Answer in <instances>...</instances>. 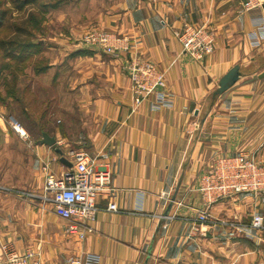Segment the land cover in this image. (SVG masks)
Instances as JSON below:
<instances>
[{"label":"crops","instance_id":"obj_1","mask_svg":"<svg viewBox=\"0 0 264 264\" xmlns=\"http://www.w3.org/2000/svg\"><path fill=\"white\" fill-rule=\"evenodd\" d=\"M101 1L99 13L63 39L65 56L41 70L54 71L52 102L63 101L68 116L51 124L41 113L40 136L0 137V244L33 248L45 264L74 256L83 264H264V230L234 233L228 224H249L264 209V194L220 200L211 208L214 223L197 230L201 199L192 189L221 154L247 150L264 161V6L248 10L242 0ZM185 23L212 30V53L197 59L183 51L176 32ZM93 25L127 36L165 69L172 104L154 106L152 97L136 106L124 67L128 52L109 54L79 39ZM235 64L240 79L214 97ZM43 133L60 141L68 159L74 143L98 156L110 173L90 221L93 230L84 238L69 233V221L40 197L45 163L59 175L69 170L58 142L44 143ZM110 199L119 211L106 209Z\"/></svg>","mask_w":264,"mask_h":264},{"label":"built area","instance_id":"obj_2","mask_svg":"<svg viewBox=\"0 0 264 264\" xmlns=\"http://www.w3.org/2000/svg\"><path fill=\"white\" fill-rule=\"evenodd\" d=\"M242 2L248 10L264 6V0ZM176 35L183 51L190 53L194 58L202 59L215 49L214 34L204 25L185 23ZM82 41L88 46L113 55H120L122 51L128 52L124 67L131 80L136 106L152 97H155L152 103L154 106L172 104L167 90V71L134 49L127 36L121 37L115 32L93 29L84 34ZM16 129L22 136H27V132L19 130V126H16ZM68 154L74 165L61 175L52 171L49 163L44 164L46 177L40 197L44 202L53 203L56 213L69 221V233L84 238L93 230L90 221L95 218L99 208V196L109 189L110 173L100 163L98 156L84 148H70ZM197 181V185L192 186V189L199 193L201 206L197 208L194 228L204 230L215 221L211 213L213 204L239 194H251L255 198L263 196L264 161L247 150L236 154H221L206 164ZM25 194L36 195L34 192ZM106 209L116 212L119 211V206L114 199H110ZM236 222L228 224L239 229L241 233L253 235L252 230H264V209H257L247 225ZM91 259L95 261L97 258L90 256ZM0 264L45 263L35 249L29 247L20 250L11 242H5L0 244ZM62 264H83V258L74 256Z\"/></svg>","mask_w":264,"mask_h":264},{"label":"rangeland","instance_id":"obj_3","mask_svg":"<svg viewBox=\"0 0 264 264\" xmlns=\"http://www.w3.org/2000/svg\"><path fill=\"white\" fill-rule=\"evenodd\" d=\"M78 1L35 0L27 3L25 0H0L1 138L22 136L16 126L23 127L27 136H40L45 125L43 121L38 122L41 113L48 115L51 124H60L59 119L65 120L68 116L63 112V101L52 102L57 89L55 82V86L50 84L54 71L49 69L42 73L41 70L65 56L63 39L72 35L73 27L84 25L89 17L96 16L103 5L101 0ZM93 29L105 30L93 25L84 34ZM53 107L56 112L51 115ZM62 129L66 131L64 126ZM73 145L75 149L82 148ZM60 146L58 141L57 147ZM231 229L234 233H241L239 229Z\"/></svg>","mask_w":264,"mask_h":264},{"label":"water","instance_id":"obj_4","mask_svg":"<svg viewBox=\"0 0 264 264\" xmlns=\"http://www.w3.org/2000/svg\"><path fill=\"white\" fill-rule=\"evenodd\" d=\"M242 75V72L240 70V64H235L226 74H224L222 76V78L219 81V86L218 88L215 90L214 92V97H216L217 95H220L222 93H224L226 90H228L231 86H233L236 81H238L240 79ZM44 143L49 144V145H55L58 141L57 138L55 136H52L48 133H43V140ZM56 151L60 154V161L63 162L64 164H66L69 168H72L74 163L72 160L68 159L65 154H64V150L61 147H57ZM179 190V186L176 188L171 201L163 215V217L168 216L169 211L172 208V205L174 203V201L176 200L177 197V193Z\"/></svg>","mask_w":264,"mask_h":264},{"label":"bare ground","instance_id":"obj_5","mask_svg":"<svg viewBox=\"0 0 264 264\" xmlns=\"http://www.w3.org/2000/svg\"><path fill=\"white\" fill-rule=\"evenodd\" d=\"M19 130H21V131H25V129L23 128V127H19Z\"/></svg>","mask_w":264,"mask_h":264},{"label":"trees","instance_id":"obj_6","mask_svg":"<svg viewBox=\"0 0 264 264\" xmlns=\"http://www.w3.org/2000/svg\"><path fill=\"white\" fill-rule=\"evenodd\" d=\"M25 1L28 3V2H33V1H35V0H25Z\"/></svg>","mask_w":264,"mask_h":264}]
</instances>
